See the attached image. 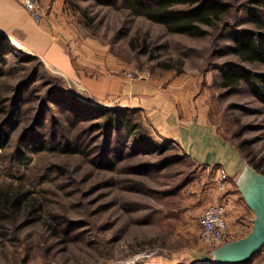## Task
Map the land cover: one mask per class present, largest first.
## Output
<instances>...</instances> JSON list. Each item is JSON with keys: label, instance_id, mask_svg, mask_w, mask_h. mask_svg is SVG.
I'll return each instance as SVG.
<instances>
[{"label": "rangeland", "instance_id": "rangeland-1", "mask_svg": "<svg viewBox=\"0 0 264 264\" xmlns=\"http://www.w3.org/2000/svg\"><path fill=\"white\" fill-rule=\"evenodd\" d=\"M106 1L41 0L43 17L35 21L18 0L23 13L16 18L17 11L12 9L15 21L10 19L12 14H2L0 34L6 36L9 45H16L15 49L37 57L41 63L39 82L51 78V83L62 84L79 100L93 105L116 107L112 96H94L81 79L91 71L87 66H78L74 51L85 43L96 58L111 55L120 62L119 73L130 85L146 79L165 86L181 79L184 86L178 95L187 97L185 101H173L176 109L183 103L188 104L189 111L196 109V117L206 119L239 148L243 162L261 160L258 166L264 170V105L245 85L232 91L220 85L221 72L216 63L235 59L226 54L225 45L230 44V39H217V30L212 29L203 37L172 34L163 25L114 9ZM56 27L61 33V38L56 39L77 66L74 75L54 68L30 50L33 32L48 28L56 34ZM23 59L16 56L2 64L0 91L4 97H9L14 85L30 74V62ZM248 66L264 70L262 64ZM35 104L36 101L30 103L17 129L10 131L11 140L0 149V203L5 196L15 194L23 202L15 221L20 225L16 234L13 220L0 216V264H211L212 249L199 240V215L214 200V191L208 189L213 188L215 179L210 170L201 169L187 157L181 147L161 137L143 109L128 106V114L137 122L140 119L168 150L164 154L136 151L113 171L91 164L82 154L27 148L43 137L46 129L41 126L21 139L22 149H30L26 152L29 158L19 156L21 152L15 156L19 132L32 121L30 109ZM49 107L45 117L51 111L58 112L56 104ZM91 134L100 135L101 131ZM166 156L176 159L158 167L156 163ZM54 165L67 173L55 172ZM236 175L230 181L236 195L230 194L228 224L247 228L254 213L238 191ZM25 210H33L29 218H24ZM53 216L78 227L82 236H71L65 246L59 244L58 236L46 228ZM251 228H244V233ZM236 236L233 239L242 237ZM44 241L56 245L48 261L40 260ZM263 257L264 249L247 264H261Z\"/></svg>", "mask_w": 264, "mask_h": 264}, {"label": "trees", "instance_id": "trees-1", "mask_svg": "<svg viewBox=\"0 0 264 264\" xmlns=\"http://www.w3.org/2000/svg\"><path fill=\"white\" fill-rule=\"evenodd\" d=\"M106 2L110 3L114 9H123L131 15L142 16L159 23L172 34L203 37L207 36L212 29L217 30V39L228 37L231 42L225 45L226 54H230L235 59L216 63L221 72L220 85L231 91L245 85L253 98L264 105V70H255L248 66L250 64L264 65V0L239 2L233 0H107ZM239 12H242L245 20ZM9 44L6 36L0 34V85L3 75L2 64L12 57L24 56L23 61L30 62V74L14 85L9 97H4L0 91V149L5 148L11 140L10 131L17 129L22 116L29 110L30 103L36 101L30 109L33 111L32 121L19 132L20 140L17 139L15 156L21 152L19 156L22 154L26 159L29 158L26 152L30 149H22L21 139L36 126L46 129V132L43 131V137L33 146L27 145V148L36 151L57 150L67 154H82L91 164L113 171L117 170L116 166L119 162L127 156L136 154V151H155L159 154L167 152V145L160 144L140 119L137 122L128 114L129 107L93 105L79 100L62 84L51 83V78L39 82L37 76L41 63L37 57L19 51L18 48L15 49L16 45ZM8 54L11 55L7 57ZM37 92L39 95H34ZM50 104L59 106L58 112L51 111L49 116L45 117L46 111L51 108ZM84 124H87V127H83ZM95 130L101 131V134L92 135L91 131ZM164 139L167 142H173L171 139ZM175 159L176 157L166 156L156 165L166 166ZM261 163L262 161L258 160L251 164L259 172L264 173V170H260L258 166ZM54 166L55 172L67 173L63 167ZM22 204V197L19 194L5 196L0 203V216L13 220L14 233L19 230L20 225L15 221ZM32 212L33 210H25L24 218H29ZM51 221L52 223L46 224V228H49L50 234L58 236V242L63 246L71 241V236L74 238L82 236L78 227H73L72 224L68 225L55 216ZM55 246L54 243H46L44 247H41L40 260L48 261V256L56 248Z\"/></svg>", "mask_w": 264, "mask_h": 264}, {"label": "crops", "instance_id": "crops-1", "mask_svg": "<svg viewBox=\"0 0 264 264\" xmlns=\"http://www.w3.org/2000/svg\"><path fill=\"white\" fill-rule=\"evenodd\" d=\"M18 3V0H0V17L2 14H12L13 17L10 19L15 21V13H12V9L17 11L16 18L23 13ZM24 11L27 14V11ZM54 29L56 34L48 28L33 32L29 43L30 50L38 56H43L54 68L60 69L65 74L74 75L77 66L71 63L68 52L57 40L61 38L59 29L57 27ZM91 52L92 48L87 43L78 46L74 51L78 66L82 68L87 66V69L91 71L90 75L82 76L81 79L94 96L100 99L112 96L111 99L115 101L116 107L131 106L143 109L157 133L163 138L173 140L201 169L210 170L215 179L217 166H223L230 175V181H234V176L243 165L240 150L231 140L218 132L210 122L196 117V109L191 108L189 111L187 103H183L180 109H176L173 101H185L187 97L185 94L184 98L178 95V91L183 90L184 86L181 79L176 78V82L165 84V86L162 82L145 81L146 79L130 85L127 79L119 73L122 70L120 62L114 60L111 55L96 58ZM232 182L229 185L231 197L236 195L234 189H231L233 188ZM215 184L214 182L213 188L208 189V191H214L213 201L218 199ZM229 217L230 214L227 211V219ZM228 232L229 240L233 239L234 234L238 235L236 238L245 234L244 228L237 223L235 225L229 223Z\"/></svg>", "mask_w": 264, "mask_h": 264}, {"label": "water", "instance_id": "water-1", "mask_svg": "<svg viewBox=\"0 0 264 264\" xmlns=\"http://www.w3.org/2000/svg\"><path fill=\"white\" fill-rule=\"evenodd\" d=\"M235 184L254 213L252 228L244 236L210 250L211 264H244L264 249V173L249 161H244L235 177ZM261 264H264V257Z\"/></svg>", "mask_w": 264, "mask_h": 264}, {"label": "built area", "instance_id": "built-area-1", "mask_svg": "<svg viewBox=\"0 0 264 264\" xmlns=\"http://www.w3.org/2000/svg\"><path fill=\"white\" fill-rule=\"evenodd\" d=\"M25 10L35 20L43 17L41 0H21ZM216 189L218 199L206 205L199 215V240L209 248L223 244L229 240L227 211L230 204V175L225 167L218 166L216 170ZM250 224L245 229H250ZM244 230V231H246Z\"/></svg>", "mask_w": 264, "mask_h": 264}]
</instances>
